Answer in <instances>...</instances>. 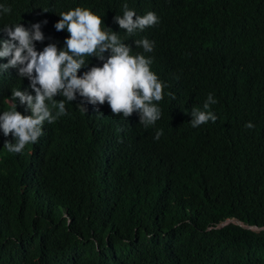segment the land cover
Segmentation results:
<instances>
[{
  "label": "trees",
  "instance_id": "trees-1",
  "mask_svg": "<svg viewBox=\"0 0 264 264\" xmlns=\"http://www.w3.org/2000/svg\"><path fill=\"white\" fill-rule=\"evenodd\" d=\"M0 3L11 8L0 12L3 28L41 24L38 52L66 47L67 30L54 27L61 12L88 9L132 55L152 58L166 86L147 128L138 113L126 119L77 95L20 153L4 148L15 141L0 130V264H264V0ZM125 3L159 22L127 35L114 22ZM144 38L151 53L136 48ZM84 59L80 76L102 67ZM13 89L35 95L17 69L0 73V114ZM210 93L218 119L192 128L191 110L203 111Z\"/></svg>",
  "mask_w": 264,
  "mask_h": 264
},
{
  "label": "clouds",
  "instance_id": "clouds-1",
  "mask_svg": "<svg viewBox=\"0 0 264 264\" xmlns=\"http://www.w3.org/2000/svg\"><path fill=\"white\" fill-rule=\"evenodd\" d=\"M123 9V15H116L114 22L129 36L159 22L153 12L139 16L126 3ZM0 12L10 13L11 8L0 3ZM59 16L55 29L58 32L66 29L69 34L63 50L49 44L42 51H36L35 42L44 41L39 23L33 24L26 19L23 25L4 28L0 25V59L8 60V63L0 65V73L17 69L19 77L27 78L35 93L33 96L28 91L13 89L11 97L4 101L10 110L0 114V130L5 137L11 134L15 141L4 143L9 153H20L26 145L36 143L43 134L44 122L51 124L66 115V103L75 101L77 95L92 106L107 102L113 115L122 113L126 119L138 113L139 124L145 128L154 126L161 118V109L154 102L163 99L166 86L151 71L152 58L143 54L132 55V48L126 46L111 29L104 30L101 17L88 9L76 7L61 12ZM134 42L136 48H142L144 53H151L154 49V42L147 38ZM106 52L109 53L107 58ZM85 56L96 57L103 64L102 67H91L80 76L78 70L87 64ZM56 96L64 99L57 101L54 99ZM17 100L21 106H26L25 111L30 115H22L16 110ZM216 102L210 93L203 111L195 107L191 110L192 128L208 121L216 122L218 117L208 110ZM77 106L86 112L83 104ZM53 110H56L55 114ZM245 127L252 129L254 125L248 122ZM161 135L163 130H157L154 139L159 140Z\"/></svg>",
  "mask_w": 264,
  "mask_h": 264
}]
</instances>
